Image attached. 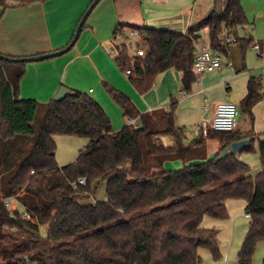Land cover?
I'll use <instances>...</instances> for the list:
<instances>
[{"label":"trees","instance_id":"16d2710c","mask_svg":"<svg viewBox=\"0 0 264 264\" xmlns=\"http://www.w3.org/2000/svg\"><path fill=\"white\" fill-rule=\"evenodd\" d=\"M241 1L213 0L212 14L185 33L118 23L113 60L140 94L170 68L181 73V88L190 91L197 79L195 42L207 28L210 49L236 72L243 71L247 48L257 45L264 53V37L237 34L248 23ZM127 30L141 35L143 56L115 42ZM24 72L25 62L0 59V264H199L200 249L213 258L221 255L216 231L201 221L204 216L225 218L230 198L246 201L249 220L237 264H250L257 242L264 239V140H258L260 167L253 175L238 154L252 150L254 135L242 136L237 128L208 129L206 137L218 139L221 148L207 158L206 137L197 133L186 140L174 97L167 109L140 113L127 95L106 84L123 115L137 121V126L113 130L105 110L85 92L70 90L62 100L46 103L19 98ZM262 86L261 77L248 78L239 108L250 119L252 107L264 100ZM55 134L83 136L88 142L73 161L59 166ZM163 137L172 143L166 145ZM243 138L249 140L246 146L218 157ZM173 160L182 167L161 169ZM78 176H85L86 184L74 189L70 183ZM101 184L104 198L96 200ZM7 198L22 209H11ZM23 210L29 219L22 217Z\"/></svg>","mask_w":264,"mask_h":264},{"label":"crops","instance_id":"0c3cea01","mask_svg":"<svg viewBox=\"0 0 264 264\" xmlns=\"http://www.w3.org/2000/svg\"><path fill=\"white\" fill-rule=\"evenodd\" d=\"M91 1L39 0L17 4L6 0L4 6L0 5V53L23 57L64 48L72 40L77 24ZM241 3L248 20L247 25L257 29L255 37L261 40L264 37V0H242ZM212 7L213 0H99L88 13L75 42L67 51L25 62V72L19 84V98H31L46 103L61 86L85 92L105 110L113 130L126 125L127 116L123 112L120 116L116 110L111 111L115 106L103 91L102 82L126 91L140 113L158 108L167 109L170 98H176V120L184 127L208 119L218 102H234L239 108V103L247 91L248 78L261 77L262 81L263 77L256 76L248 68L236 72L230 61L224 57L220 56V67L196 79L189 93L181 88V73L170 68L156 76L149 91L135 94L124 87L127 74L117 67L113 60L114 55L105 47L108 43L110 49H113V31L118 23L185 33L189 27L210 16ZM243 26L237 29L239 36H254L248 32L242 35L239 28ZM129 35L133 36L127 30L124 35L117 36L114 40L118 44L129 45L128 39L123 40V43L119 42L120 38H128ZM135 41L137 45L143 42L142 38ZM198 45L209 46L207 28L200 31V37L195 42V51ZM138 47L143 48L140 45ZM255 50L257 61L249 52L245 57V65L264 63V53L260 54L258 49ZM262 92L264 93L263 86ZM261 103L264 100L258 101L252 107L251 131H240L237 128V119L236 128L242 136L253 134L255 139L264 140V119L259 122L258 118V107ZM219 148L218 139L206 137L207 158L213 157ZM178 161H166L161 169L182 167L183 163L180 161L175 167L170 164ZM9 202L13 209L20 206L14 198H10Z\"/></svg>","mask_w":264,"mask_h":264},{"label":"rangeland","instance_id":"374dc122","mask_svg":"<svg viewBox=\"0 0 264 264\" xmlns=\"http://www.w3.org/2000/svg\"><path fill=\"white\" fill-rule=\"evenodd\" d=\"M256 31L257 29L255 27H252V25L245 24L243 27L239 28V32L243 35L245 32L251 33L253 38L257 40L256 38ZM242 37V36H240ZM129 40V51L131 54L134 53L135 49L140 46H144L143 42H139L137 45L135 37L129 35L128 38H120L119 42L123 43V40ZM139 40V39H138ZM128 43V42H127ZM105 47L109 53H112L111 55H115L114 49H110V45L108 43L105 44ZM249 52L252 53L253 58L255 61H257L256 52L254 47H249L246 50V54ZM245 54V57H246ZM114 65V64H111ZM252 67V68H251ZM252 70L253 73L256 76H262L264 80V63L260 64H246V69ZM103 70L105 71V68L103 67ZM124 87H126L129 91H132L135 94H138L136 89L133 87V85L128 80L127 76H125V84H123ZM101 87L109 100L112 102V104L115 106L114 109L112 108L111 111L116 110L118 114L122 115V109L119 106V104L116 103V101L108 94L106 90V84L102 82ZM119 91L123 92L125 95H129L126 91H124L121 88L115 87ZM263 91H264V85H263ZM189 93V91H187ZM204 105V103H203ZM259 110V122H261V119H264V103H261L258 107ZM201 124V123H199ZM198 125V124H195ZM194 126V125H191ZM186 127V140H190L194 136H196L195 133L188 132V128L190 126ZM240 131H251L252 128V122L249 118L248 114L239 109V116H238V127ZM253 135V134H251ZM54 140L56 144V150H55V159L56 162L59 165H65L72 161L74 157L78 154V152L85 147V145L88 142L87 137L78 136V135H67V134H55ZM163 141L166 145H169L172 143L171 138L169 137H163ZM252 150H246L241 151L238 156L241 160L245 161L248 166L250 167L251 174H255L259 167V155H258V140L254 139ZM221 148V146H220ZM219 148V150H220ZM218 150V151H219ZM73 155V156H72ZM72 157V158H71ZM181 162V161H180ZM129 161L127 160L125 162V166H128ZM174 164V167L179 164L178 162L170 163ZM93 196V195H92ZM91 197V196H90ZM95 198L96 200H101L104 198V184H101L98 186L95 192ZM93 197L90 199L92 200ZM245 206L246 201L243 198H230L226 200V210H227V216L222 219L213 218L210 216H204L201 225L205 227L213 228L216 231V237L219 243V251H220V257L219 258H213L211 253L207 251L206 249H200L199 253L201 256V261L199 264H237V252L242 244L243 238L245 236V233L247 231V225H248V216L245 215ZM18 209H22L21 206H18ZM40 233L43 235L45 234V227H40ZM264 257V239L257 242L250 264H261L262 259Z\"/></svg>","mask_w":264,"mask_h":264},{"label":"built area","instance_id":"2783aa9c","mask_svg":"<svg viewBox=\"0 0 264 264\" xmlns=\"http://www.w3.org/2000/svg\"><path fill=\"white\" fill-rule=\"evenodd\" d=\"M134 37L141 38V35L137 31L131 32ZM229 39V38H227ZM127 49L129 50V45L125 44ZM254 48L258 49V46L255 45ZM137 56H143L144 50L141 47H137L133 53ZM222 64V60L220 55H218L215 51L211 50L209 46L198 45L195 51V60H194V71L197 75V79L201 75L207 72H211ZM264 84V80H262ZM239 116V108L234 102L222 101L215 104L212 115L205 119L201 124L190 126L188 128V132L190 133H201L203 137L207 135L208 129L213 130H233L237 127V119ZM127 124H133L137 126L133 119L127 117ZM71 186L74 189H78L79 186H83L86 184L85 176H78L74 181H72ZM91 196V194H90ZM92 198V196H91ZM9 199L5 200V203L9 204ZM95 201V199H92ZM11 209H13L11 207ZM121 212V210L119 209ZM248 216V213H245ZM22 217L25 219H29L30 215L26 210H23Z\"/></svg>","mask_w":264,"mask_h":264},{"label":"water","instance_id":"95a60500","mask_svg":"<svg viewBox=\"0 0 264 264\" xmlns=\"http://www.w3.org/2000/svg\"><path fill=\"white\" fill-rule=\"evenodd\" d=\"M99 0H92L89 4V6L87 7V9L85 10V12L83 13V15L81 16L76 30L74 32V36L72 38V40L70 41V43L65 46L64 48L60 49V50H56V51H52V52H48V53H43V54H36V55H31V56H23V57H12V56H8L5 55L3 53H0V59L3 61H7V62H28V61H36V60H40L42 58H47V57H51V56H56L59 54L64 53L65 51H67L75 42L79 31L88 15V13L90 12V10L94 7V5L98 2ZM69 88H67L66 86H61L56 93L53 95L52 99L54 101H60L62 100L68 93H69ZM248 138H243L240 140H236L231 142L230 144H228L227 146H225L222 151L219 154V158L224 157L228 152L231 153H235L236 151H238L240 148L246 146L248 144Z\"/></svg>","mask_w":264,"mask_h":264}]
</instances>
